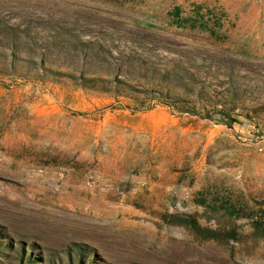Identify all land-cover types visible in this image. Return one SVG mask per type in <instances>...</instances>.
I'll use <instances>...</instances> for the list:
<instances>
[{
  "label": "rangeland",
  "instance_id": "obj_1",
  "mask_svg": "<svg viewBox=\"0 0 264 264\" xmlns=\"http://www.w3.org/2000/svg\"><path fill=\"white\" fill-rule=\"evenodd\" d=\"M74 35L188 66L201 112L230 76L239 122L81 87ZM263 101L264 0H0V264H264Z\"/></svg>",
  "mask_w": 264,
  "mask_h": 264
},
{
  "label": "trees",
  "instance_id": "obj_2",
  "mask_svg": "<svg viewBox=\"0 0 264 264\" xmlns=\"http://www.w3.org/2000/svg\"><path fill=\"white\" fill-rule=\"evenodd\" d=\"M59 24L60 23L56 26L62 28ZM4 31L6 34L12 36L11 46L13 48H16L14 43L16 38L29 37L27 31L15 26L14 28L9 27V30L4 29ZM55 31L56 35L54 36L59 37L55 43L56 45L62 42L64 44H69L72 41L73 37L71 40L67 39V37L72 36L68 30L56 29ZM78 36L79 35H74L77 43H73V47L67 50L63 49L60 51L59 55L64 56L65 59L73 55L77 57L78 60H81L80 63H73L70 65L73 69L79 70V73L66 71L57 72L63 75L68 74L78 82L81 87L110 94L112 96H132L137 109H148L152 107V105L147 102L153 99L155 102L176 106L181 112L215 119L227 126H232L234 122H239L237 114L233 113L234 107L229 108L231 105H226L231 103L234 106L227 90V88L233 87L230 76L227 77L228 87H225L226 93L222 94L217 92V94H220L217 96L216 93L211 95L210 91V97L217 96L215 99L216 106L213 108L211 107L213 110L207 108L205 111L201 112V110L197 108L195 96L198 98L206 96L209 85L206 84L204 79L201 80L199 75L197 76L195 71L191 70L188 66L186 67L177 61L178 63L171 62L172 65L162 69L159 65L153 64L140 53H127V57L125 52H120L118 56L115 55L107 39L89 38L87 35L86 37L85 35ZM117 39H119L118 41L126 40L124 37ZM40 63H43L42 60H40ZM67 64H71V61ZM125 76L144 78L146 80L150 79L149 81H152L154 84L166 85L168 87L165 90L157 89L159 87L154 86L137 87L129 81V77ZM169 84L180 89H185L190 92L192 96H183L169 91ZM220 103L224 105L217 106ZM225 105L227 107H225ZM260 108L264 109V101L260 106L252 108V110L256 112ZM1 244L0 241V250H2ZM82 255L83 253L81 252V257H78V262L70 260L68 264H84ZM20 258H22V255H20ZM24 259H27V264H30L34 260L31 254Z\"/></svg>",
  "mask_w": 264,
  "mask_h": 264
}]
</instances>
